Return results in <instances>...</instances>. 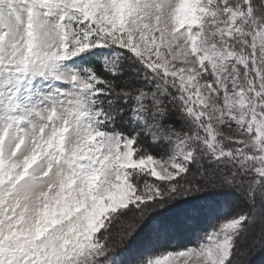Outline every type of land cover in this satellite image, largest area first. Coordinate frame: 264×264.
Listing matches in <instances>:
<instances>
[{"label": "snow or ice", "instance_id": "snow-or-ice-1", "mask_svg": "<svg viewBox=\"0 0 264 264\" xmlns=\"http://www.w3.org/2000/svg\"><path fill=\"white\" fill-rule=\"evenodd\" d=\"M264 0H0V264H254Z\"/></svg>", "mask_w": 264, "mask_h": 264}, {"label": "rangeland", "instance_id": "rangeland-1", "mask_svg": "<svg viewBox=\"0 0 264 264\" xmlns=\"http://www.w3.org/2000/svg\"><path fill=\"white\" fill-rule=\"evenodd\" d=\"M254 264H264V254H257L253 257Z\"/></svg>", "mask_w": 264, "mask_h": 264}]
</instances>
